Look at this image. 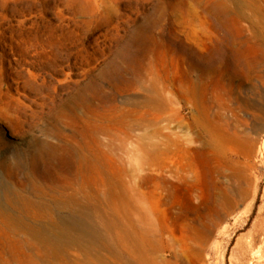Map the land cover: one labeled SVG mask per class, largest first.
<instances>
[{
    "label": "rangeland",
    "instance_id": "obj_1",
    "mask_svg": "<svg viewBox=\"0 0 264 264\" xmlns=\"http://www.w3.org/2000/svg\"><path fill=\"white\" fill-rule=\"evenodd\" d=\"M261 14L0 0V264H264Z\"/></svg>",
    "mask_w": 264,
    "mask_h": 264
},
{
    "label": "bare ground",
    "instance_id": "obj_2",
    "mask_svg": "<svg viewBox=\"0 0 264 264\" xmlns=\"http://www.w3.org/2000/svg\"><path fill=\"white\" fill-rule=\"evenodd\" d=\"M244 1H245V0H244ZM226 3H227V2H226ZM245 4H246V3H245ZM245 4H244V6H245ZM247 5H249V4L247 3ZM247 5H246V6H247ZM238 7H239V6H238ZM243 9H244V8H243ZM223 10H224V9H223ZM254 10H255V9H254ZM239 11H240V10H239ZM239 11H238V12H239ZM225 12H226V10H225ZM243 12H244V11H243ZM251 12H252V10H251ZM255 13H256V12H255ZM225 14H226V13H225ZM249 15H250V14H249ZM261 15H263V14H261ZM247 16H248V15H247ZM263 16H264V15H263ZM263 16H262V17H263ZM250 17H251V16H250ZM241 18H244V17H241ZM247 18H248V17H247ZM252 18H253V17H252ZM263 18H264V17H263ZM258 19H259V18H258ZM259 20H260V19H259ZM253 22H254V21H253ZM257 22H258V21H257ZM259 24L262 25V24H263L262 21H261ZM251 25H252V23H251ZM254 25H255V24H254ZM263 25H264V24H263ZM263 25H262V26H263ZM205 120H206V122L209 121V114L206 115ZM144 139H145V137H144ZM142 141H143V140H142ZM153 143H154V142H153ZM143 144H144V143H143ZM143 144H142V146H143ZM148 144H150V143L148 142ZM148 144H147V145H148ZM145 145H146V144H145ZM157 145H158V144H157ZM157 145H155V146H157ZM149 146H150V145H148V147H149ZM158 146H159V145H158ZM150 147H151V146H150ZM141 148H142V147H141ZM141 148H140V149H141ZM143 148H144V147H143ZM157 148H158V147H157ZM144 149L146 150V148H144ZM150 149H151V148H150ZM152 149H153V147H152ZM152 149H151V150H152ZM160 149H161V148H160ZM153 150H154V149H153ZM157 150H158V149H157ZM157 150H156V151H157ZM166 150H168V149H166ZM153 152H154V151H153ZM141 153H142V152H141ZM149 153H150V152H149ZM155 153H157V152H155ZM165 153H167V152H165ZM143 154H144V153H143ZM147 154H148V153H147ZM147 154H146V155H147ZM140 155H141V154H140ZM143 156H144V155H143ZM143 156H141V157H143ZM147 156H148V155H147ZM155 156H156V155H155ZM148 157H149V156H148ZM150 157H151V156H150ZM157 157H158V156H157ZM139 158H140V157H139ZM146 159H147V157H146ZM146 159L144 158V161H145V162H146ZM149 159H150V158H149ZM151 159H152V160H151ZM151 159H150V160H151V161H150L151 164L154 165V164H158V163H159V162H157V160H155V158H154V159L151 158ZM141 160H143V159H141ZM147 161H148V160H147ZM139 162H140V160H139ZM141 162H142V161H141ZM145 162H144V163H145ZM146 163H147V162H146ZM146 163H145V164H146ZM148 163H149V161H148ZM161 163H162V162H161ZM161 163H160V164H161ZM163 163H164V162H163ZM158 165H159V164H158ZM121 184H122V183H121ZM115 185H116V184H115ZM220 187H221V186H220ZM222 189H223V188H222ZM216 192H217V191H216ZM219 194H221V193H220V190H219ZM220 200H221V199H220ZM250 241L252 242V240H250ZM239 247H240V249H241L242 251H247V250L250 248V244H249V243H244V241H241V242L239 243ZM252 247H253V246H252ZM244 248H246V250H245ZM262 249H263V248H262ZM260 253H261V252H260ZM260 253H259V254H260ZM262 253H263V252H262ZM189 261H190V260H189ZM192 261H193V260H192Z\"/></svg>",
    "mask_w": 264,
    "mask_h": 264
}]
</instances>
